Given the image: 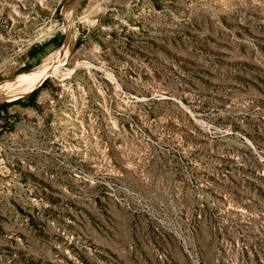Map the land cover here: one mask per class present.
<instances>
[{"label": "rangeland", "instance_id": "rangeland-1", "mask_svg": "<svg viewBox=\"0 0 264 264\" xmlns=\"http://www.w3.org/2000/svg\"><path fill=\"white\" fill-rule=\"evenodd\" d=\"M1 105L0 264H264V0H0Z\"/></svg>", "mask_w": 264, "mask_h": 264}, {"label": "trees", "instance_id": "trees-1", "mask_svg": "<svg viewBox=\"0 0 264 264\" xmlns=\"http://www.w3.org/2000/svg\"><path fill=\"white\" fill-rule=\"evenodd\" d=\"M45 85H46V81L39 88L35 89L32 93H30V95H29V102H28L29 104H33L34 103V101L36 99V96L38 94L39 89L41 87L45 86ZM17 102H23V103H25V101H22V100H18ZM5 107H6V105H1L0 106V110L2 108H5Z\"/></svg>", "mask_w": 264, "mask_h": 264}, {"label": "bare ground", "instance_id": "bare-ground-1", "mask_svg": "<svg viewBox=\"0 0 264 264\" xmlns=\"http://www.w3.org/2000/svg\"><path fill=\"white\" fill-rule=\"evenodd\" d=\"M42 75H40V79H39V83H41V81L43 80V78L47 75V73H48V71L46 70V69H44V70H42ZM37 84V83H36ZM28 85V84H27ZM32 85V84H31ZM35 86V85H34ZM25 87V86H24ZM31 89V88H30ZM33 89V88H32ZM22 91H24V90H22ZM22 91H21V93H22ZM25 91H27V89L25 90ZM17 94H19L18 93V91H17Z\"/></svg>", "mask_w": 264, "mask_h": 264}]
</instances>
